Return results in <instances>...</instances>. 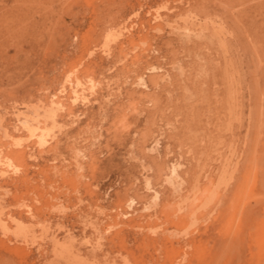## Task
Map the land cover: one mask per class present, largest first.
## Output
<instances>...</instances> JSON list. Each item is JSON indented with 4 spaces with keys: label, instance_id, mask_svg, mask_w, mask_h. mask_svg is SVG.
<instances>
[{
    "label": "rangeland",
    "instance_id": "obj_1",
    "mask_svg": "<svg viewBox=\"0 0 264 264\" xmlns=\"http://www.w3.org/2000/svg\"><path fill=\"white\" fill-rule=\"evenodd\" d=\"M0 264H264V0H0Z\"/></svg>",
    "mask_w": 264,
    "mask_h": 264
}]
</instances>
